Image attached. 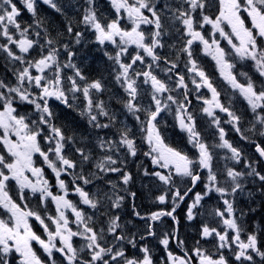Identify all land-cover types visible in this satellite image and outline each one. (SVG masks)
Instances as JSON below:
<instances>
[{"label":"snow or ice","instance_id":"6c2138e0","mask_svg":"<svg viewBox=\"0 0 264 264\" xmlns=\"http://www.w3.org/2000/svg\"><path fill=\"white\" fill-rule=\"evenodd\" d=\"M19 2L35 18L33 24L22 26L18 19L22 13L16 0H0V37L5 40L0 43V52L5 54V67L15 80L14 83L8 82L6 75L0 78V145L3 146L0 152V264H153L147 246L139 249L143 253L142 258L126 254L124 245L135 248L137 241L135 237L126 235L121 217L115 210L122 208L125 199L119 192L128 190H118L113 181H104L108 173H119L123 185L133 182V175L126 172L120 166L123 161L116 158L121 148L127 150V155H137L138 148L131 136V128L122 122V126L117 129L118 140L97 135L95 146L106 154L94 162L92 149L85 142L92 133L77 138L75 132L69 135L63 126L55 123V113L49 103L52 99L77 110L93 131L113 128L117 115L110 109L109 102L101 98L108 91L103 76L89 79L73 62L76 53L68 43L62 42L64 33L57 32L56 37H52L45 20L38 14V0ZM41 2L58 13L62 12L56 0ZM85 3L87 7L79 23L94 32L96 43L113 46L112 52L105 47L103 54L112 62L114 79L126 94V99L121 101L124 108L141 125L144 142L148 145L144 155L150 157L152 164L159 169L167 170H144V176L156 177L167 186V191L157 197L159 203H167L168 192L172 193L173 203L171 210L152 212L147 219L154 223L167 216L178 226L179 220L174 215L176 208L202 182L201 173L206 170L204 191L194 193L187 207L186 219L192 221L201 215L199 209L203 206L202 202L216 193L221 197L224 207L212 209L210 215L219 218L223 230L202 223L201 237L216 241L219 256L213 258L206 250L196 247L192 251L198 258V264H229L223 254L224 249L232 251L234 259L240 264H264V250L257 234L248 233L246 239L241 238L245 229L239 223L234 207L236 194L245 191L246 178H255L264 185V173L253 162L245 160L242 150L226 139L227 132L221 126L217 111L227 114L229 119L226 122L241 134V139L249 140L250 137L241 131L242 116L233 110L231 98L227 104L221 100V92L194 58L193 48L194 44L202 45L203 52L212 57L224 81L234 90V94L238 93L246 101L253 113L255 123L251 130L256 131L258 124L259 135L264 136V0H217L218 14L214 18L207 14V9L212 7V0H109L115 13V18L111 19L98 15L97 0H85ZM242 13H246L250 26ZM125 19L128 24H122ZM149 25L152 27L148 31L142 28ZM205 25L211 26L208 36L203 31ZM33 27L38 29L33 33L35 38L29 35ZM226 28L230 31H226ZM39 29H43V36ZM73 30V22L69 20L66 32L70 38ZM15 32L19 33V38L15 37ZM173 35L181 42L179 48L175 43H166L165 37ZM82 37L83 32H75V43L80 44ZM221 39L227 41L229 50L221 46ZM166 47L176 49L175 60H169L167 54L162 55L158 51ZM62 54L65 56L63 60ZM181 54L186 55L184 67L190 74L191 84L195 86L196 98L203 101L204 106L200 111L210 118L218 131V144L210 145L204 140L197 129L196 116L189 111L191 100L188 83L183 74L174 73ZM149 58L151 62H148ZM234 58L251 61L258 78L254 79L248 72H234ZM161 62L168 65L163 68L167 79H161L154 73V67L159 68ZM67 69L71 70V75L66 72ZM170 73L177 77L175 81L168 75ZM238 76L244 78L243 82ZM144 85L148 88L143 91L150 97L147 105L140 103ZM181 89L183 100L172 95ZM201 89H207L211 93L210 98H205ZM76 101H81L82 106ZM21 103L32 105V114H21L18 110ZM173 106L179 129L186 133L188 143L197 150L195 156L171 146L162 134L159 118L163 112H172ZM140 113L144 115L143 120ZM101 117L107 122H101ZM42 141L46 148L42 147ZM217 148L230 152V156L223 157L225 160L237 164L244 160L243 166L247 171H238L235 167L225 165V181L221 185L218 171L214 169L217 159L214 149ZM256 152L264 157V146L256 144ZM36 154L51 169L62 194L52 192V185L44 178L43 168L35 166L33 157ZM73 156L77 158L73 159ZM93 164L97 171L88 168ZM27 173L36 177L35 182ZM62 176H70L71 180L66 181ZM182 178L190 185L183 194L177 186ZM96 180L104 181L106 187L111 186L110 189L97 187L95 192L85 190V186L94 184ZM10 181H15L19 186L21 201L25 200V189H30L33 195L39 193V207L45 215L29 208L27 203L22 206L13 199L8 191ZM70 192L79 197L78 203L68 198ZM260 193L264 195V187ZM128 194L136 196L135 192ZM247 194L249 197L253 195L251 191ZM49 199L55 203L56 215L47 214ZM80 204L91 209V213H86ZM69 212L74 220H70ZM97 214L101 218L102 226L99 228L95 226ZM134 215L145 219L139 211H135V207ZM31 218L39 222L47 239L33 230ZM70 225H75V230ZM229 231L233 234L231 237ZM147 233L155 236L152 224H149ZM172 235L175 237V230ZM107 236L112 237L111 242ZM76 237L84 241L79 247L73 243ZM139 239L144 240L146 237L141 235ZM33 242L46 254L43 259L34 249ZM160 243L167 249L169 236L166 234ZM56 253L60 254L61 259L55 258ZM254 257H259V262ZM167 258L171 264H192L193 260L187 251L183 256L169 251Z\"/></svg>","mask_w":264,"mask_h":264},{"label":"flooded vegetation","instance_id":"af4514ba","mask_svg":"<svg viewBox=\"0 0 264 264\" xmlns=\"http://www.w3.org/2000/svg\"><path fill=\"white\" fill-rule=\"evenodd\" d=\"M41 1V0H39ZM65 1V0H56L58 4L60 2ZM85 0H81L79 3L78 8V13H73V11L70 10V8L63 10L62 12L58 13L54 16V25L51 27V30L49 31L50 33L53 32V37H56L57 32H62L64 33L62 42L63 43H68L70 48L72 49L73 52L76 53V55L73 57V62L76 63L78 66L81 67L83 70H88L91 67L97 68V69H103L102 73L99 75L101 78V75L104 78V83L106 85L112 86L114 89H109L107 92L103 93L105 99L109 97V95L114 94L112 97V111H114L118 116L117 119L119 120V123L121 125L122 123V117H123V112L122 109L124 108V105L121 101H123L126 97V94L123 90V88L120 87L119 83H117L114 79L115 71H114V66L111 61H108L107 57L104 56L103 50L105 47H107V50L109 52H112L113 46H101L98 43L95 42V34L94 32L86 28L82 23H79V21L82 20L84 10L85 8L83 7ZM97 4L99 7L98 15H102L103 17H106L108 19L115 18V13L114 9H112L109 0H97ZM215 11L217 12L215 15L218 14V4L215 5ZM55 11V10H54ZM56 12V11H55ZM147 14V13H146ZM207 14H209L207 12ZM211 15V14H209ZM213 16V18L215 17ZM212 16V15H211ZM71 20L74 25V30L72 34V38L69 37V34L66 32V26L68 21ZM122 24H128L127 20L125 19L122 21ZM130 26V25H129ZM152 26H142V28L145 31H148L151 29ZM80 31L83 32V37L81 39L80 44H76L74 41V34L75 32ZM204 34L205 36H208V34L211 32V26L205 25L204 26ZM226 31H230V29L226 28ZM217 38H219V34H217ZM177 36L173 35L171 37H165L166 43L167 44H172V43H177ZM180 41L177 44V48L180 47ZM221 46L225 47L226 50L230 49V46L227 45V41L221 39ZM194 58L198 61L199 65L204 69V71L208 74V76L211 78L214 86L217 87L218 91L221 92V100L227 104L228 98L233 93V90L230 88V86L227 84L226 81H224L223 77L219 73L218 66L216 65L215 61L212 59L210 55H207L203 52L202 50V45L199 44H194ZM130 52L133 51L132 48L129 49ZM161 51V54H167L169 60H175L176 59V49H170L166 47L163 50H158ZM61 59H65V56L62 54ZM150 59V58H149ZM186 61V55L181 54L180 59L178 61V67L174 70V73H180L185 76V80L188 83L189 87V99L191 100V104L189 106V111L194 113V107L196 105H199L203 103L202 100L197 99V92L195 91V86L191 84L190 82V74L187 72V69L184 67ZM234 62L236 63L235 69H233L234 72H239L240 68L243 67V65L248 63V61H239L238 58H234ZM164 64L163 62H161ZM252 64V63H249ZM104 65V67H102ZM165 65V64H164ZM251 70L254 71L251 76H254L253 78L256 79L258 78V74L255 73V70L253 67H251ZM172 73L173 81L174 79H177L175 74ZM238 79L243 82V77L238 76ZM183 92V89H181L179 92H173L172 95L178 97L180 100H183V96L181 93ZM200 92L203 94L205 98H210L211 93L208 92L207 89H201ZM202 101V102H201ZM81 102V101H79ZM77 103V101H76ZM52 108V107H51ZM53 111L55 113V123L58 124L59 116H64L63 121H64V130L66 131L67 134L71 135L74 132H78L77 127L74 125L76 123V118L79 117L78 111L74 110L72 108H68L66 106H62L59 101H54V106H53ZM59 112V113H57ZM217 116H219L221 120L222 113L217 111ZM167 124L169 126L170 131H172L173 125H177V120L175 117V106H173V111L172 112H167ZM196 123H197V129L202 132V137L204 140L212 145V144H217L219 139H215V135H211L212 132H218L216 128H208V132H204L203 129H200V117L196 115ZM207 122H210V118L207 117ZM85 123V130L87 132H94L89 128V125L87 124L86 119H84ZM240 123H243L241 120ZM225 128L227 132L226 139H228L230 142L233 144L235 143L236 139L233 137V131L232 128H227L226 126H222ZM177 134H180L181 136L179 140H173L171 141V146H178L177 143H181V150L184 152H187L190 156H195L196 153H190L191 149H194L191 144L188 143L187 140V135L186 133L182 132L178 125L176 126ZM97 131V130H95ZM108 132H110V136H108ZM102 133V130L99 132ZM107 137L109 138H114L115 136H119L118 133H116L115 130L113 129H107ZM116 134V135H115ZM261 139L255 140V143L251 142L250 144L247 143H240L237 144L241 147L244 159L247 160L248 158L253 162L254 166L257 167L258 170L262 171L264 173V160L263 157L259 156V153L256 152V144H260L261 146H264V136H261ZM106 138V136H105ZM166 138V137H165ZM178 138V137H177ZM256 138V137H255ZM167 139V138H166ZM139 141H142L140 138H138ZM96 142L95 137L92 138V144H88V146L92 149L93 144ZM45 147V146H43ZM180 147V146H179ZM214 153L217 157V159L214 161V169L218 171V166L220 165L222 167V173L218 171V178L220 180L221 185H224L225 181V176H224V168L225 165L227 167H235L236 170L238 171H247V169L244 168V160H242L239 164L233 163L231 160H225L223 157L229 156V153L227 152L226 149H214ZM93 154V151H92ZM69 155L71 153L69 152ZM121 156L123 154H120ZM137 159H139V162L142 163L144 161H147V156L144 154H139L137 151ZM73 159H76V156L72 157ZM218 160L220 161V164L218 165L217 162ZM35 161V159H34ZM38 161V160H37ZM41 163H43L42 160H39ZM224 161V162H223ZM256 161H259V163H256ZM38 166V162L36 164ZM45 166V165H44ZM44 173H46V178L49 180L50 184L52 185V192L55 194V189L57 187V182L55 179L54 174H52L48 168L45 169ZM202 175V182L198 183L197 186L193 189V192L189 194L188 197L185 198L183 202L179 203V207L176 208V212L174 215L177 217L179 220V225L177 226L175 221L172 220L171 217H162L160 222L165 221L167 224V227H170L173 224V226L177 227V235H176V240L173 239V236L171 235L170 239L173 243H171V249L170 251L174 255L178 256H183L185 254V251H187V254L189 256H192V264H198V258L195 257L194 252L192 251L196 247H200L204 250L207 251L208 254L212 255L213 258H218L219 253L216 250L215 243L216 241L212 238L204 239L201 237L200 231H201V225L202 223H208L210 227H218L223 230L222 226L219 224V218L215 217L214 215H210L212 209L214 208H221L223 209V204H222V199L219 196V194L213 193L210 197H207L203 202H202V207L199 209V211L203 214V216L198 220L197 227H198V233H193L190 230V227L188 225V220L186 219V209L187 206L186 202L188 199L192 197V194H194L196 191L197 192H203L204 191V178L207 176L206 170L201 173ZM147 177H152V176H147ZM61 178L66 179V181L71 180L70 176H63ZM179 186L181 185L183 190H185L187 187L190 185L188 184V181L186 179H181L180 182H178ZM246 187L244 192H238L234 198L235 203L234 207L236 208V216L238 217L239 223L242 224V226L245 229V232L242 233L241 238L246 239V235L248 233H255L258 236V241L260 242V245L262 247V250H264V195H261L260 189L264 187L258 180L252 177L246 178L245 181ZM249 191L253 193L251 197L247 194ZM229 199H232V197H226ZM79 200V198H77ZM24 204V203H23ZM47 214L51 215L53 211H55V205L54 202L48 201L47 205ZM172 208V207H171ZM169 208V210H171ZM129 210H132L130 208ZM168 211V210H166ZM241 213L243 215L241 216ZM45 215V212L43 213ZM71 215H69L70 217ZM121 217V223L124 225V231L126 235L129 237H135L137 244H140V239L139 237L141 236L140 232V227L137 228L139 225L140 221L143 220L142 222H146L149 219L145 217V219H140L139 217H136L134 215V210H132L129 213H126L125 216L120 215ZM97 219V220H96ZM96 220V227L99 228L101 225V218L99 215L95 217ZM48 221L46 220V223ZM31 223L33 226V230L40 235L42 238L47 239V234L44 232L42 226L39 224V222H36L34 218H31ZM152 225H158V221L156 222H151ZM53 228V227H51ZM233 234L231 231H229V236L231 237ZM107 239L111 242V236H107ZM182 242V243H180ZM33 247L37 251L39 255H41L42 259L46 256L45 253H43V249L40 248V246L33 242ZM233 248H235V245H233ZM223 254L225 257L229 260V264H240V262L236 261L234 259L233 252L224 249L222 250ZM60 254L56 253L55 258L56 259H61L59 257ZM143 256V255H142ZM142 256H139V258H142ZM165 259V260H164ZM254 259L259 262V257H254ZM153 264H171V261L168 260L167 254L165 255H154L153 259ZM244 264H248V262H244Z\"/></svg>","mask_w":264,"mask_h":264},{"label":"rangeland","instance_id":"374dc122","mask_svg":"<svg viewBox=\"0 0 264 264\" xmlns=\"http://www.w3.org/2000/svg\"><path fill=\"white\" fill-rule=\"evenodd\" d=\"M179 41L180 40L177 39L176 45L179 43ZM33 55H35V52H33ZM148 62H151L150 59L148 60ZM166 66H168V65H164L161 63L159 68L154 67V73L161 79H167V77L165 76V73L163 71V68H165ZM78 67H80V66H78ZM102 67H104V65ZM141 67H143V66H141ZM103 70H104V68L103 69H97V68L91 67L88 70H83V72L85 73V75H87L89 77V79H97V78H100L99 75L102 73ZM241 71L248 72L249 75L254 73V71L249 70L247 66L241 67L239 72H241ZM66 72L69 75L72 74L70 69H67ZM168 75H171L172 78H174L172 73H170ZM106 86H107L108 90L114 89L110 85H106ZM147 88H148L147 85H144L142 87L140 103L143 105H147L150 102V97L143 91V89H147ZM113 95L114 94H111V95H109V97H111ZM109 97L105 99L104 95L103 94L101 95L102 99L109 102L110 109L112 110V100H109ZM230 98H231L233 110L236 111L238 115L242 116L241 120L243 121V123H240L241 131L243 132V134L245 136L250 137V139L249 140L241 139V134L234 131L232 124H229L226 122L229 119L227 117L226 113H222L221 126H226L227 128H232L233 137H234V139H236L235 143H237V144L244 143V142L247 144H250L252 141L261 139L262 137L259 135L260 126L258 124L256 125V131L251 130L253 127V124L255 123V120H254V115L251 112L246 101L241 96H239L238 93L234 94V90L228 99H230ZM125 99H126V97H125ZM54 101H55V99L50 100V102L52 103V108L54 106ZM77 104L82 106L81 102H79V101H77ZM61 105L65 106L62 103H61ZM203 106H204L203 103L196 105L194 107V113L196 115H198L201 119L200 120V129L202 128L203 131L207 133L208 128H216V127L214 125H212L211 122L206 121L207 116L200 111V109ZM32 108H33V106H32ZM122 112H123V117L121 120H122L123 124H126L129 128H131V136L135 139L137 147H141V153L144 154L145 152L148 151V147L146 145L143 146V144H145L144 139H143V142L138 140V138H140L142 140V136H144V133L141 131L140 123L138 121H136L134 116L131 115L130 113H128L125 108L122 109ZM57 113H59V112H57ZM78 115H79V113H78ZM140 115H141V119L143 120L144 119L143 113H140ZM166 117H167L166 112L161 113V117L159 118L161 120V131H162V134L164 136H166V138H167L166 142L171 145V141L179 140L180 139L179 136H181V135L177 134V130H176V126L178 125V122H177V125H173V127H172L173 130L170 131L169 126H168L167 121H166ZM63 118H64V116H59V120H58L57 125H61L64 127ZM84 119L85 118H82L80 115H79V117L76 118V123L74 125L77 127V130H78V132H76L77 138L81 135L88 136V134H89V132H87V130H85ZM100 119H101V122H107L103 117H101ZM121 126H122V123L120 125L119 120L117 119L115 126L113 128H110V129L115 130L117 133V129H119ZM100 131L101 130L98 129L97 131L92 132V135L88 136V141H85V142L88 144H92V138L96 137L97 135L102 136L104 138L106 136L105 139H112V138L107 137V134H106L107 129L102 130V133H99ZM0 132H2V130H0ZM110 135H111L110 132H108V136H110ZM211 135H215V139H219L218 138V132H212ZM118 139H119V136H115L113 138V140H118ZM89 141H90V143H89ZM41 143H42V147L45 146V148H46V145L44 144V142L42 141ZM218 143H220V141H218ZM237 144H233V145L241 149V147ZM95 145H96V142L93 144V147H92V151H93L92 155H93V161L94 162L96 160L103 158L104 155L106 154L104 150L100 149L99 147H96ZM177 145L178 146H173V147L181 149L182 148L181 145H183V144L177 143ZM77 146H80V145H77ZM228 153L230 156L231 155L230 152H228ZM108 154H112V153H108ZM120 154H123V155L121 156ZM116 158H118V160H120V161H123V163L120 164V166L123 167L126 172H129L133 175V182H131L127 186L123 185L122 180L120 179L119 173H108L106 176H104V181H107V180L113 181L114 183L117 184L118 190L127 188V190H128L127 192H124L121 190L119 192V194L125 196V199H127L129 206H131V208L133 210L135 207V211H139L141 213V216L149 217L152 212H157L160 210H169V208L173 207V203L171 200V196H172L171 192H168L167 203L161 204L157 200V197L159 195H161L167 191V186L164 185L162 182H160L156 177L152 176L154 178V181H155L152 183L151 179H148L147 176H144V170L145 169H147L149 172H152V171L167 172L166 169L161 170L157 166L153 165L151 162V158L148 156L146 157L147 161L140 163L139 159H137V156L132 157L131 155H127V150L125 148H121V150L118 153V155L116 156ZM33 159H35V166H37L36 164L38 162L37 167L43 168V171H44V168H48V170L52 173L51 169L47 166L46 163H44V162L41 163L39 161V160L43 161V158L40 157L38 154H36L33 157ZM247 161L251 162V160L249 158L247 159ZM233 163H234V161H233ZM217 164L218 165L220 164L219 160H218ZM88 168H90L91 171H97L94 168V164L91 166H88ZM87 170L88 169L86 168V171ZM221 170H222V167L219 165L218 171L220 173H222ZM27 175H29L30 179H32L35 182L36 177L31 176V173H27ZM44 178H46V173H44ZM62 179H64V178H62ZM104 181L96 180L94 184H90V185L85 186V190L90 191V192H95L97 187L104 188L105 190H109L111 186L109 185L106 187ZM9 184H10V186H15L18 195H20V189H19V186L16 184V182L10 181ZM177 186L180 187L181 192L183 194L184 190H183L182 186L181 185L179 186V184H177ZM51 190H52V188H51ZM25 191H29L28 196H29L30 200H32L34 198L38 200L39 193L33 195V194H31L30 189H25L24 195L26 194ZM131 192H135L136 196L135 197L130 196L128 193H131ZM55 194H62V193H60L58 186L55 189ZM68 198L73 200L74 202H77V203L79 202V200L77 199L79 197L72 192H70ZM193 198H194V194H192V197L190 199H188L185 206L188 207V205L191 203ZM47 205H48V202H47ZM54 205H55V203H54ZM123 205H124V201H123ZM80 207L83 208L86 213H89V214L91 213V209H89L87 206L80 204ZM47 208H49V207H47ZM116 211H121V208L117 209ZM186 213H187V209H186ZM51 215H56L55 211H53L51 213ZM97 216H98V214H97ZM202 216H203V214L198 215L196 217V219L189 221L188 225L190 227H192V225H195L194 223H198V220ZM72 217H73V219L69 217L70 220L75 219L74 216H72ZM142 221L143 220H141V222L139 223V225L137 227H140L141 235H144L146 237V239L140 240V244H137V246L135 248L132 247L131 245L125 244L124 248H125L126 254L129 257L139 258V256L143 255V253L139 250L142 246H147L150 249L152 259H154V255H165V254H167L171 249V243H172V241L170 239V237L172 235V231H171L170 227H167V224L165 221H162V222L158 221V225H152L153 230L156 233L155 236H149L147 233V229H148L149 224H151L150 220H148L144 223ZM47 223L50 224L49 221ZM50 227L54 228V225L50 224ZM166 234L169 236V245H168L167 249H165V247L160 243V241L165 237ZM111 241H112V237H111ZM77 242H80V245H82L84 243V241L78 237L73 238L74 245L79 247L80 245H76ZM57 243L59 244L58 241H57ZM59 257H60V255H59Z\"/></svg>","mask_w":264,"mask_h":264},{"label":"trees","instance_id":"16d2710c","mask_svg":"<svg viewBox=\"0 0 264 264\" xmlns=\"http://www.w3.org/2000/svg\"><path fill=\"white\" fill-rule=\"evenodd\" d=\"M38 29H31L30 32H29V35L31 37H33V33L34 31H36ZM39 30H43V29H39ZM18 38V37H16ZM5 40L3 37H0V43H4ZM4 56L5 54L3 52H0V78H3L5 75L7 76L8 78V82H11V83H14L15 80H14V77L12 76V73L7 71L6 67H5V64H6V61L4 60ZM32 107V105H30ZM2 152V151H0Z\"/></svg>","mask_w":264,"mask_h":264},{"label":"water","instance_id":"95a60500","mask_svg":"<svg viewBox=\"0 0 264 264\" xmlns=\"http://www.w3.org/2000/svg\"><path fill=\"white\" fill-rule=\"evenodd\" d=\"M263 160H264V157H263Z\"/></svg>","mask_w":264,"mask_h":264}]
</instances>
